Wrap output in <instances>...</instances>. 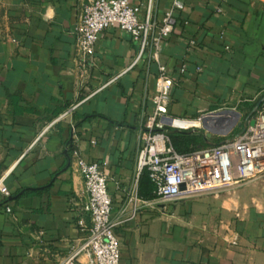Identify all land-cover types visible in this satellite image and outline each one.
Segmentation results:
<instances>
[{
  "label": "crops",
  "instance_id": "1",
  "mask_svg": "<svg viewBox=\"0 0 264 264\" xmlns=\"http://www.w3.org/2000/svg\"><path fill=\"white\" fill-rule=\"evenodd\" d=\"M91 1L0 0V179L11 194L7 204L0 197V264H58L80 246L75 213L86 195L76 148L109 178L121 264H264V206L240 191L151 198L137 156L142 124L155 111L158 66L146 55L129 70L140 45L113 28L84 72L76 43ZM148 2L132 4L144 10ZM170 3L155 0L158 19ZM175 15L161 57L175 82L168 117L199 122L229 106L255 111L264 101V5L188 0ZM87 97L30 150L46 125Z\"/></svg>",
  "mask_w": 264,
  "mask_h": 264
},
{
  "label": "built area",
  "instance_id": "2",
  "mask_svg": "<svg viewBox=\"0 0 264 264\" xmlns=\"http://www.w3.org/2000/svg\"><path fill=\"white\" fill-rule=\"evenodd\" d=\"M132 1L93 0L86 5L78 28L76 51L86 72L92 64L100 36L115 28L129 34L140 45L139 54L129 70L146 55L157 64V87L151 97L155 111L142 124L143 145L137 156L138 174L149 173L156 186V199L164 203L189 200L264 174V101L254 115L247 118L244 132L231 141L191 155L176 153L167 134L168 129L189 128L175 127V121L168 117L175 82L161 57L165 43L172 38L178 24L175 14L186 8L188 0H171L168 12L161 19L156 16L155 0H149L144 10L142 6L133 5ZM119 78L110 80L100 91ZM88 99L71 105L46 125L30 150L43 142L58 124L74 115ZM237 121L226 136L235 131ZM72 155L85 182L86 200L75 213L82 239L80 246L73 248L58 264H121L122 244L117 234L120 222L113 217L114 202L108 189L109 178L102 166L87 161L80 149H74ZM5 180V177L0 179V197L4 200L11 197ZM6 212L11 214V207L7 206ZM82 256L87 258V262L80 260Z\"/></svg>",
  "mask_w": 264,
  "mask_h": 264
},
{
  "label": "rangeland",
  "instance_id": "3",
  "mask_svg": "<svg viewBox=\"0 0 264 264\" xmlns=\"http://www.w3.org/2000/svg\"><path fill=\"white\" fill-rule=\"evenodd\" d=\"M251 1H255V2H259L260 4L264 5V0H251ZM231 106H229L226 109L220 110L219 112H226V111H233V112H228L227 113H220L217 115H213V116H218L220 115L223 118H220L218 121L215 120H210L207 121V126L214 132L218 131V132H222V133H227L226 129L231 128L234 124V122L231 120L232 119V114H236L239 113L241 116L239 117V119H237L238 124L237 127L235 129V131L229 135L226 136L224 134H218V133H214L213 136L211 138L208 137V135L211 133L205 126L204 124H202L201 121L199 122H195V123H200V126H192L191 128H189L188 130H193V131H201L203 132L213 143V146H216L218 144H221L225 141H231L235 136L241 134L244 132V129L247 125V118L249 117L248 115L250 114L251 116L254 115V109L249 106H245L242 108H238V109H234V108H230ZM217 112V113H219ZM226 115H231L230 120L226 117ZM226 120V121H225ZM233 122V124H232ZM212 123V124H211ZM211 147V146H210ZM222 159H225V157H222ZM240 191V195L245 199V200H250V203L252 204H261L264 206V174L260 175L259 177L255 178V179H251L248 181H244L241 182L239 184H235L232 186H229L225 189H221V190H216L210 193H205V194H199L198 196L194 197L193 199L199 198L201 196L207 195V194H227V193H233L234 192H238ZM191 200V199H189Z\"/></svg>",
  "mask_w": 264,
  "mask_h": 264
},
{
  "label": "trees",
  "instance_id": "4",
  "mask_svg": "<svg viewBox=\"0 0 264 264\" xmlns=\"http://www.w3.org/2000/svg\"><path fill=\"white\" fill-rule=\"evenodd\" d=\"M252 108L254 109V106ZM248 116H250V114ZM167 134L170 138L172 147L179 155H191L196 152L204 151L213 147L212 141L201 131L179 130L171 128L168 129ZM143 175L149 179L150 183L153 186L154 194L153 196H151V198H156V186L152 182L149 173L144 172ZM8 202L9 199H5L4 204H7Z\"/></svg>",
  "mask_w": 264,
  "mask_h": 264
},
{
  "label": "bare ground",
  "instance_id": "5",
  "mask_svg": "<svg viewBox=\"0 0 264 264\" xmlns=\"http://www.w3.org/2000/svg\"><path fill=\"white\" fill-rule=\"evenodd\" d=\"M228 114V113H227ZM233 116H232V121L233 122H235L238 118H239V116L237 115V114H232ZM229 118H228V117ZM226 117L230 120V117H231V115H226ZM220 118H223V117H221L220 115H218V116H211L210 117V119L208 120V121H210L211 119L212 120H215V121H218ZM220 121V120H219ZM226 121V120H225ZM233 122H232V124H233ZM212 124V123H211ZM174 126L175 127H177V128H183V129H188V128H190V127H194V126H200V123H195V122H186V121H175L174 122ZM230 128H228V129H226V132L229 130ZM217 133H218V131H216ZM219 133H222V132H219Z\"/></svg>",
  "mask_w": 264,
  "mask_h": 264
},
{
  "label": "water",
  "instance_id": "6",
  "mask_svg": "<svg viewBox=\"0 0 264 264\" xmlns=\"http://www.w3.org/2000/svg\"><path fill=\"white\" fill-rule=\"evenodd\" d=\"M228 112H233V111H226V112H223V113H228ZM217 114H220V113H214V114H211V115H209V116H207V117H205V118H203L202 119V124H204V126L211 132L209 135H208V137L209 138H211L212 136H213V134L214 133H217V132H214V131H212L208 126H207V121L210 119V117L211 116H213V115H217ZM239 117L241 116L239 113H236ZM255 124V122H252V125H254ZM218 134H226V133H219L218 132Z\"/></svg>",
  "mask_w": 264,
  "mask_h": 264
}]
</instances>
